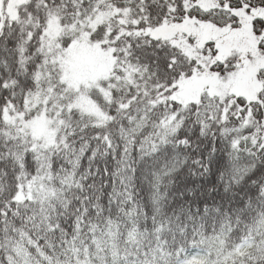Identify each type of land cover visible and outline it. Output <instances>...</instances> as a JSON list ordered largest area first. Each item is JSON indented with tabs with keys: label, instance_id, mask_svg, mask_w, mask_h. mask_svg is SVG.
<instances>
[{
	"label": "snow or ice",
	"instance_id": "6c2138e0",
	"mask_svg": "<svg viewBox=\"0 0 264 264\" xmlns=\"http://www.w3.org/2000/svg\"><path fill=\"white\" fill-rule=\"evenodd\" d=\"M0 264H264V0H0Z\"/></svg>",
	"mask_w": 264,
	"mask_h": 264
},
{
	"label": "trees",
	"instance_id": "16d2710c",
	"mask_svg": "<svg viewBox=\"0 0 264 264\" xmlns=\"http://www.w3.org/2000/svg\"><path fill=\"white\" fill-rule=\"evenodd\" d=\"M194 155H202V152L201 153H194Z\"/></svg>",
	"mask_w": 264,
	"mask_h": 264
}]
</instances>
